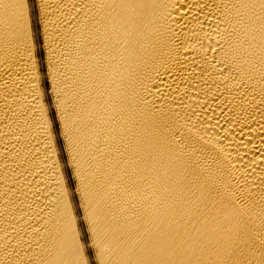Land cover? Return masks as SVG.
Wrapping results in <instances>:
<instances>
[{
    "label": "bare ground",
    "instance_id": "1",
    "mask_svg": "<svg viewBox=\"0 0 264 264\" xmlns=\"http://www.w3.org/2000/svg\"><path fill=\"white\" fill-rule=\"evenodd\" d=\"M0 264H264V0H0Z\"/></svg>",
    "mask_w": 264,
    "mask_h": 264
}]
</instances>
